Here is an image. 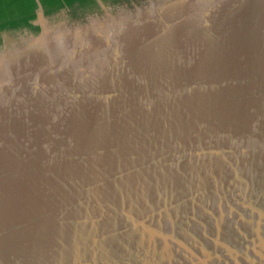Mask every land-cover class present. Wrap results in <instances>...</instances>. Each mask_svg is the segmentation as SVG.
Masks as SVG:
<instances>
[{
	"label": "water",
	"instance_id": "water-1",
	"mask_svg": "<svg viewBox=\"0 0 264 264\" xmlns=\"http://www.w3.org/2000/svg\"><path fill=\"white\" fill-rule=\"evenodd\" d=\"M0 36V264H264V0H131Z\"/></svg>",
	"mask_w": 264,
	"mask_h": 264
},
{
	"label": "trees",
	"instance_id": "trees-1",
	"mask_svg": "<svg viewBox=\"0 0 264 264\" xmlns=\"http://www.w3.org/2000/svg\"><path fill=\"white\" fill-rule=\"evenodd\" d=\"M46 15L62 9L76 6L98 7L97 0H40ZM37 0H0V36L5 31H21L28 29L39 32L41 26L36 23L38 17Z\"/></svg>",
	"mask_w": 264,
	"mask_h": 264
},
{
	"label": "rangeland",
	"instance_id": "rangeland-1",
	"mask_svg": "<svg viewBox=\"0 0 264 264\" xmlns=\"http://www.w3.org/2000/svg\"><path fill=\"white\" fill-rule=\"evenodd\" d=\"M128 1H131V0H103L106 8L113 7V6L128 2ZM99 9H104V7H102L101 4H99V3H98V7H94V6H87V7L76 6V7L71 8V9H66L65 8V9L57 11V12H55L53 14L46 15L45 18H46V20H51V19H56V18H60V17H65V16L85 13V12H89V11L99 10ZM36 22H38V21H36Z\"/></svg>",
	"mask_w": 264,
	"mask_h": 264
}]
</instances>
